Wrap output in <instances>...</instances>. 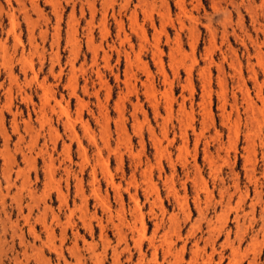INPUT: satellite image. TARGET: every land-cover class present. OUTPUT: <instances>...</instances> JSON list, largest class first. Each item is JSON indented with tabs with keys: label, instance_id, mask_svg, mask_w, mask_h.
<instances>
[{
	"label": "rangeland",
	"instance_id": "374dc122",
	"mask_svg": "<svg viewBox=\"0 0 264 264\" xmlns=\"http://www.w3.org/2000/svg\"><path fill=\"white\" fill-rule=\"evenodd\" d=\"M0 264H264V0H0Z\"/></svg>",
	"mask_w": 264,
	"mask_h": 264
},
{
	"label": "bare ground",
	"instance_id": "6f19581e",
	"mask_svg": "<svg viewBox=\"0 0 264 264\" xmlns=\"http://www.w3.org/2000/svg\"><path fill=\"white\" fill-rule=\"evenodd\" d=\"M135 24H136V23H135ZM71 30H72V29H71ZM31 35H32V34H31ZM69 39H70V38H69ZM72 39H73V38H72ZM30 63H31V62H30ZM75 80H76V79H75ZM41 83H42V82H41ZM45 98L47 99V97H45ZM79 107H80V106H79ZM13 120H15V119H13ZM14 127H15V126H14ZM54 131H55V130H54ZM34 133H35V132H34ZM8 173H9V172H8ZM9 175H10V174H9ZM48 176H49V175H48ZM4 178H5V177H4ZM6 178H7V177H6ZM7 181H8V183H9L10 180L8 179ZM5 182H6V181H5ZM12 184H13V182H12ZM12 184H10V187H11ZM6 187H7V186H6ZM6 189H8V188H6ZM8 190H9V189H8Z\"/></svg>",
	"mask_w": 264,
	"mask_h": 264
}]
</instances>
